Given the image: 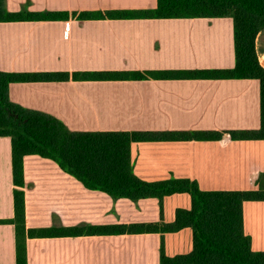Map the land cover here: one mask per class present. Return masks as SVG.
Returning <instances> with one entry per match:
<instances>
[{
    "label": "crops",
    "instance_id": "obj_1",
    "mask_svg": "<svg viewBox=\"0 0 264 264\" xmlns=\"http://www.w3.org/2000/svg\"><path fill=\"white\" fill-rule=\"evenodd\" d=\"M155 6L156 0H5L9 12L138 14L0 22V73L36 76L11 83L9 101L51 116L71 132L257 129V80L192 74L235 67L232 19L139 16ZM131 72L151 75L143 80L92 76ZM73 73L79 77L73 79ZM129 160L134 175L147 183L186 179L205 192L264 190V140L133 142ZM23 184L25 227L32 230L169 224L177 209L191 208L186 193L164 197L161 211L155 198H113L36 155L23 158ZM14 189L10 139L0 137V221L14 217ZM242 227L251 251L264 252V201L243 203ZM161 247L170 258L191 254L192 230L27 238L25 254L27 264H160ZM0 264H16L10 223L0 224Z\"/></svg>",
    "mask_w": 264,
    "mask_h": 264
},
{
    "label": "trees",
    "instance_id": "obj_2",
    "mask_svg": "<svg viewBox=\"0 0 264 264\" xmlns=\"http://www.w3.org/2000/svg\"><path fill=\"white\" fill-rule=\"evenodd\" d=\"M145 18H231L235 67L224 71H196L199 78L251 79L259 82V127L243 131L188 132H71L57 119L13 104L8 99L11 83H28L35 75L0 73V137L10 139L16 264H27V238L60 235H119L141 233H175L190 228L193 251L187 256L166 257L160 248V264H264V252H252L250 240L243 233L242 205L247 201H264L260 191H201L186 179L147 183L138 179L130 165L129 147L133 142L192 140H264V69L255 49L256 38L264 32V0H156L153 9L139 11ZM131 11L103 12H9L0 0V22L52 21L68 17L78 20L130 18ZM151 74L99 73V80H143ZM47 76V75H46ZM57 76V75H56ZM60 78L65 75L59 74ZM91 76V75H90ZM166 76V74H161ZM73 79L79 75L73 73ZM46 78V77H45ZM36 155L49 159L90 190L102 191L113 198L133 202L155 198L160 203L166 196L186 193L190 210L177 209L172 223L129 224L115 226H80L70 229L32 230L25 227L23 158Z\"/></svg>",
    "mask_w": 264,
    "mask_h": 264
},
{
    "label": "rangeland",
    "instance_id": "obj_3",
    "mask_svg": "<svg viewBox=\"0 0 264 264\" xmlns=\"http://www.w3.org/2000/svg\"><path fill=\"white\" fill-rule=\"evenodd\" d=\"M255 49L260 66L264 69V32L255 40Z\"/></svg>",
    "mask_w": 264,
    "mask_h": 264
}]
</instances>
